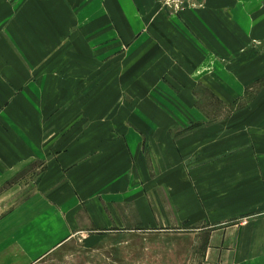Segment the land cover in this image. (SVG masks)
I'll use <instances>...</instances> for the list:
<instances>
[{
  "label": "crops",
  "instance_id": "crops-1",
  "mask_svg": "<svg viewBox=\"0 0 264 264\" xmlns=\"http://www.w3.org/2000/svg\"><path fill=\"white\" fill-rule=\"evenodd\" d=\"M158 1L86 0L71 32L49 17L51 7L35 2L17 23V14L0 23V189L24 166H46L37 192L0 216V264H28L76 235L200 227L201 236L207 225L245 216L247 224L207 236L200 264H264V53L246 66L248 56L224 59L221 49L223 41L230 49L264 46V0H206L199 15L170 21L154 13L148 21ZM66 33L75 37L67 47ZM94 42L115 56L116 71L105 79L100 114L81 122L87 128L79 136V121L53 116L84 82L62 81L67 54L93 62ZM52 76L60 95L46 101ZM259 78L250 104L206 123L201 91L229 108ZM154 92L187 106L194 121L166 127L149 110L159 106ZM197 124L176 138L174 128Z\"/></svg>",
  "mask_w": 264,
  "mask_h": 264
},
{
  "label": "rangeland",
  "instance_id": "rangeland-1",
  "mask_svg": "<svg viewBox=\"0 0 264 264\" xmlns=\"http://www.w3.org/2000/svg\"><path fill=\"white\" fill-rule=\"evenodd\" d=\"M85 1L86 0H0V23L8 25L12 16L16 14L18 17L14 23H17L19 16L25 15L28 12L27 8L29 2H35L36 5L39 3L42 6L51 7L52 11L49 17L53 19L59 17L63 25V30L67 28L68 31L71 32V26L76 24L77 21L76 14H78L80 7ZM151 2L152 0H148V5H152ZM206 9V0H159L157 6L151 9L150 12H152V15H150L148 21L153 20L154 13L157 16H164L167 20L171 21L186 13L199 15L200 11ZM52 22L54 23V21ZM109 28L113 31L112 26L108 25V29ZM95 29H97L96 26ZM105 31H107V29ZM103 32L104 29L101 34H103ZM162 35L160 34V36ZM65 37L66 39L62 41V45L65 47L70 44L72 45L75 37L71 38V35L68 33H66ZM163 37L167 39L164 35ZM99 42H94V44H96L95 50L91 53L93 62H89L88 64L78 63L77 58H72L70 51L67 54L68 65L64 68L62 81L68 82L70 87L73 83V78L78 82L82 80H84V82L79 85L78 91L80 92L75 94L76 98L71 100L68 104H63V108L57 111L53 116L54 118L57 117V119L62 120L66 118H75L79 121L78 124H76L79 136L86 127L82 126L81 122L83 123L84 119L87 117L96 119L100 114L98 109L100 103L103 101L101 97L102 94H104L103 86L105 84V79L108 77L110 71H116L113 69L115 56L108 53L101 54L103 50L98 51L97 49ZM89 43L92 46V42ZM223 43L224 45L221 46L222 53L225 54L223 58L225 59L228 55L231 58L237 57L238 55L248 56L250 60L248 64L241 62V64L246 66H251L252 63H254V56L256 54L264 53L263 43L258 41H254L253 43L250 41L244 46L239 45V49L237 46H233V48L230 49L224 41ZM70 48L71 46L68 49L70 50ZM75 49L76 48L73 47V50ZM228 63L229 61H224V65ZM232 67V65L229 66L230 69ZM194 71L198 72L196 69H194ZM207 72L209 74L214 73V69L211 68V65ZM57 80H59L58 77L53 76L50 79L49 84L51 88L50 90L48 89V93L45 97L46 101L58 99L56 95H60V90L56 91L54 89V84L56 83L57 88H60V83ZM262 82L263 78H259L253 82L250 81L244 95L240 99L234 101L229 108L225 105L221 107L220 103L215 99V95L212 93L209 94L206 89L201 91V93L203 92V102L200 106L208 116L206 123L209 124L222 118L230 117L248 103L250 104L251 99L257 95L258 87L262 86ZM225 84L228 86L231 85L229 81H225ZM153 97L159 98L160 93L154 92L152 94V99ZM149 100L151 101V95ZM89 101L91 104H89L88 109L76 110L80 105L82 107L85 102L87 103ZM158 102L161 107L158 106L155 109L149 110L156 114L158 119L169 124L166 127L179 128L180 125L178 126L177 122L179 118L183 120L187 119L186 121H194V118L190 116L192 112L188 110L187 106L184 107L183 105L179 107V104L168 103L166 100H160V98ZM158 104H154L155 107ZM109 112L111 113L112 111H108L105 115H108ZM119 112L120 111H114L112 113L109 117L111 118L110 123L117 120ZM201 126V124L190 125L184 128V130H175L174 128L175 136L176 138H180L182 135L190 134ZM63 128L64 130L67 129L66 126ZM95 128L97 130V125L93 127L90 126V131L95 132ZM154 128L156 129V126H154ZM112 131H114V129H112ZM244 160H246V158H244ZM45 170V165L34 164L27 168L24 166L20 173L15 176L16 178L13 179L12 183L0 189V216L37 192L40 175L44 173ZM247 218L248 217L245 216L235 222L219 223L220 225L215 224L212 226L207 225V229L201 231L203 233L201 236H199L198 232L200 227L191 228L189 230L184 228H163L161 230L141 232L124 231L101 235H76L65 245L45 256L39 257V259L35 261L28 262V264H200L202 260L204 262V259L207 258V255L204 254V248L202 249L201 247H204L206 241H208L207 236L211 232L214 233L220 229L247 224ZM192 234L197 235L193 238ZM193 244L197 247L196 252L195 250H189L190 245L192 246ZM186 247H188V249H186Z\"/></svg>",
  "mask_w": 264,
  "mask_h": 264
}]
</instances>
